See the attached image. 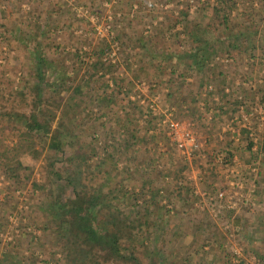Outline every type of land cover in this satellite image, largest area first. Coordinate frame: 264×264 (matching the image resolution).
I'll use <instances>...</instances> for the list:
<instances>
[{
  "label": "rangeland",
  "instance_id": "1",
  "mask_svg": "<svg viewBox=\"0 0 264 264\" xmlns=\"http://www.w3.org/2000/svg\"><path fill=\"white\" fill-rule=\"evenodd\" d=\"M184 11L214 39L202 68L188 56ZM153 97L150 115L139 100ZM240 105L252 113L255 149L218 140ZM209 109L216 131L205 125ZM167 110L203 144L191 162L167 135ZM39 111L72 131L87 185L129 226L121 245L137 262L96 251L87 264H264V0H0V264H70L47 213V165L64 174L78 162L28 133ZM30 143L39 154L20 148ZM222 147L233 154L228 168L213 162ZM246 170L252 187L241 193L252 195L240 203L247 197L232 184ZM197 187L225 191L234 208L211 212Z\"/></svg>",
  "mask_w": 264,
  "mask_h": 264
},
{
  "label": "trees",
  "instance_id": "2",
  "mask_svg": "<svg viewBox=\"0 0 264 264\" xmlns=\"http://www.w3.org/2000/svg\"><path fill=\"white\" fill-rule=\"evenodd\" d=\"M225 9L226 7L220 9L213 7L212 10L214 14H219L221 11L225 12ZM222 17L227 20L226 15ZM181 20L187 39L194 45L188 55L189 59L196 68H202L210 57L211 43H214L212 34L199 25L191 23L187 11L181 14ZM65 113L66 110L63 114ZM54 118L51 112L33 113L27 118L26 128L29 134L32 132L43 134L48 140L49 148L60 158L64 159L65 149L69 147L74 157L72 156L68 161L78 162L71 171H66L64 174L58 169L54 170L52 165H47L51 176L49 180L51 195L47 200L46 208L49 218L54 223L55 240L59 242L70 264H87L96 251L103 252L111 261L137 262L133 249L127 251L121 245L123 239L130 240V233H126L129 226L110 208L100 189L87 185L86 178L90 171L82 169L87 162L80 155L82 147L80 146L81 149L76 147L73 141L75 135L62 121L52 127ZM20 148L35 152L33 143L29 146L20 145ZM17 152L18 150L15 149V158L11 161L21 166ZM105 209L106 216L102 217Z\"/></svg>",
  "mask_w": 264,
  "mask_h": 264
},
{
  "label": "built area",
  "instance_id": "3",
  "mask_svg": "<svg viewBox=\"0 0 264 264\" xmlns=\"http://www.w3.org/2000/svg\"><path fill=\"white\" fill-rule=\"evenodd\" d=\"M218 61L216 62L223 65H228L231 59L224 58L221 59L219 62ZM214 64L216 63L214 62ZM207 90H208L207 92L208 94L211 93V91H213V88L208 87ZM139 101L141 104H146L150 115H154L158 112L159 109L157 104L158 101L157 97H153V99L149 101H145L144 99H141ZM173 113H174L173 110L165 111V119L163 121V124L166 130L168 131L167 135L176 144L178 152L180 153L182 158L184 160H187L188 162H191L194 159L196 153L202 149L203 144L199 141L194 131L188 125L180 123V121L177 120L175 121L171 119V117L173 118ZM217 114H218V109L216 110L209 109L208 113L204 114L205 125L208 131L217 130L218 125L215 122V118L218 117ZM251 116L252 113H247L244 110V107L240 105V107L238 108V112L235 115H231L230 117L231 119L229 120V122L224 124L222 123L223 125L220 127L219 131L217 132V137L219 142H222L224 139H227L226 136H228L230 142L236 144L237 146H240L243 140H247L249 144H253L251 145L252 146L251 148L255 149L257 142L259 141L256 140L255 131L253 126L251 125V120H250ZM256 120H259V118ZM258 124L261 126L262 121L259 120ZM232 158H233V154L232 153L230 154L229 150L224 149L223 147L216 150L213 153V162L217 166L223 168H228V165L234 161ZM249 171H251L253 174V172H255L256 169L252 168L249 169ZM229 172L231 174L234 173L233 170H229ZM195 173L196 172H193L192 174L194 175ZM248 176L249 173L248 170H246L243 174L239 175L236 178V182L232 184L235 185L236 186L235 188L237 189L235 192H233L232 194L233 196L238 195L240 198L242 196L247 197L242 200H238V202L240 201V203L249 202L250 196L252 195V193L251 194L247 193L245 195L241 193L243 186H245L246 184H249L250 187H252V183H248V181L251 180L250 177L248 178ZM193 178L194 181H196V179H198V181L201 180V178L197 176H194ZM192 192L195 196L201 198L202 201L206 203V206L208 204L207 207L211 212H215L218 210L223 211L224 209L227 210L234 208L233 200L235 199L232 196L227 195L223 190L209 191L208 189H200L197 187ZM236 253L238 252L236 251Z\"/></svg>",
  "mask_w": 264,
  "mask_h": 264
},
{
  "label": "crops",
  "instance_id": "4",
  "mask_svg": "<svg viewBox=\"0 0 264 264\" xmlns=\"http://www.w3.org/2000/svg\"><path fill=\"white\" fill-rule=\"evenodd\" d=\"M144 117H145V116H144ZM148 123H149V121H147V120H146V121H145V124H148ZM239 150H242V149H241V148H239Z\"/></svg>",
  "mask_w": 264,
  "mask_h": 264
}]
</instances>
